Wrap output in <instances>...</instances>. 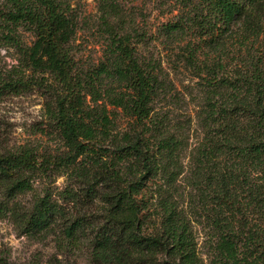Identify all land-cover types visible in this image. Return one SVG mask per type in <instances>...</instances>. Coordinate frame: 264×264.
Returning a JSON list of instances; mask_svg holds the SVG:
<instances>
[{
	"label": "trees",
	"instance_id": "16d2710c",
	"mask_svg": "<svg viewBox=\"0 0 264 264\" xmlns=\"http://www.w3.org/2000/svg\"><path fill=\"white\" fill-rule=\"evenodd\" d=\"M12 2L9 22L29 25L35 36L31 45L20 47L24 63L48 73L56 84L49 116L75 156H85L89 163L81 175L82 193L71 190L68 196L87 206L96 199L106 206L100 217L69 216L46 195L31 210L14 209L24 233H53L60 252L87 250L92 264H199L194 216L200 208L244 211L264 227V0H202L195 23L199 43L177 23L165 30L175 45L168 48L176 64L198 78L195 120L200 135L188 151V119L172 124L168 115H150L144 125L148 137L139 131L129 142L132 166L141 164L140 173L130 166L127 172L110 169L99 145L110 135L113 121L105 103L97 105L100 89L81 75L73 47L74 16L60 0ZM97 3L101 27L115 36L116 47L139 63L129 43L135 20H127L117 0ZM111 49L114 75L122 78L123 59ZM144 70L146 75L141 70L137 74L140 90L152 108L155 99L166 97L176 85L160 61L146 62ZM25 86L23 80L2 84L0 98L4 90ZM108 96L111 103H119L118 95ZM38 166L29 149L0 154V186L8 199L32 188ZM7 208L0 202L1 210ZM0 264L11 263L0 257ZM52 264L63 263L57 259Z\"/></svg>",
	"mask_w": 264,
	"mask_h": 264
},
{
	"label": "rangeland",
	"instance_id": "374dc122",
	"mask_svg": "<svg viewBox=\"0 0 264 264\" xmlns=\"http://www.w3.org/2000/svg\"><path fill=\"white\" fill-rule=\"evenodd\" d=\"M60 1L77 22L73 47L77 50L81 75L88 78L89 85L100 89L102 97L97 105L105 103L113 121L110 135L99 143L107 153L109 168L127 172L130 166L140 173L141 164L132 166L135 159L129 142L139 131L148 137L150 132L144 125L155 113L159 119L168 115L172 124L188 119L189 151L200 135L195 120L200 97L198 78L176 64L168 48L175 45L167 40L165 30L173 29L177 23L199 43L195 23L202 0H117L127 20H135L129 43L137 50L141 64L116 47L115 36L101 27L97 0ZM13 6L12 0H0V85L23 80L26 86L4 90L0 98V154L29 149L35 153L39 168L32 175V188L18 193L14 199H8L0 186V202L8 206L0 209V257L11 264H52L57 259L63 264H92L87 250L74 254L60 252L56 247L57 235L53 233H24L14 212V209L31 210L37 199L46 195L57 201L69 216L100 217L106 214V206L97 199L95 205L87 206L68 196L71 190L82 193L81 175L89 163L85 156H75L49 116L47 106L52 102L51 89L56 84L48 73L35 71L24 63L20 47L31 45L35 36L29 25L9 22L6 14ZM112 47L123 59L122 78L114 75ZM149 61H160L176 85L166 97L155 99L152 108L143 101L137 75L140 70L147 74L144 67ZM175 65L178 66L172 68ZM110 93L118 95V104L108 100ZM86 97L91 106H96L90 101L91 94ZM184 163L187 167V157ZM194 230L199 264H264V227L244 211L228 212L213 205L200 208L194 216Z\"/></svg>",
	"mask_w": 264,
	"mask_h": 264
}]
</instances>
